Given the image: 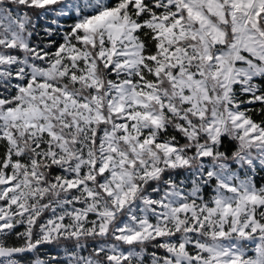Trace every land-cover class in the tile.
Here are the masks:
<instances>
[{"label": "snow or ice", "instance_id": "1", "mask_svg": "<svg viewBox=\"0 0 264 264\" xmlns=\"http://www.w3.org/2000/svg\"><path fill=\"white\" fill-rule=\"evenodd\" d=\"M0 264H264V0H0Z\"/></svg>", "mask_w": 264, "mask_h": 264}]
</instances>
